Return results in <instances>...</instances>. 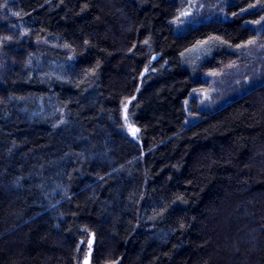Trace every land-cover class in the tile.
Returning <instances> with one entry per match:
<instances>
[{
  "label": "trees",
  "instance_id": "1",
  "mask_svg": "<svg viewBox=\"0 0 264 264\" xmlns=\"http://www.w3.org/2000/svg\"><path fill=\"white\" fill-rule=\"evenodd\" d=\"M183 5L0 0V264H77L87 235L90 264H264V80L183 106L202 66L264 45V0L176 34Z\"/></svg>",
  "mask_w": 264,
  "mask_h": 264
},
{
  "label": "rangeland",
  "instance_id": "2",
  "mask_svg": "<svg viewBox=\"0 0 264 264\" xmlns=\"http://www.w3.org/2000/svg\"><path fill=\"white\" fill-rule=\"evenodd\" d=\"M232 1L182 0L183 8L171 22L173 31L176 34H181L199 26L203 27L210 23L217 24L220 21H227L226 9ZM261 12L258 22L247 25L254 28L257 34H260L264 29V7L261 8ZM205 54L209 53L205 51L202 44L190 51L186 57L188 59H199ZM239 54L245 55L248 59L240 61ZM230 55L231 57L225 58L216 66L210 67L205 64L201 67L202 71L198 77L199 85L190 92L183 102L186 123L193 124L197 122L202 113L218 110L264 80L263 44H259L258 41H251L235 51V55ZM152 59L154 60L156 57ZM242 62L244 64H241ZM147 72L148 70L143 75ZM130 102L127 101L122 107V120L126 131L135 138L137 131L132 127L128 116ZM93 241L91 235H87L80 240L77 264H90Z\"/></svg>",
  "mask_w": 264,
  "mask_h": 264
}]
</instances>
